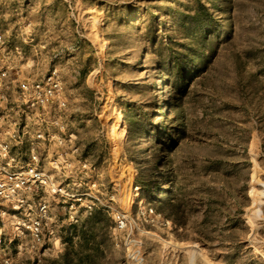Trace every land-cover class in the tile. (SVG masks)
Listing matches in <instances>:
<instances>
[{
    "label": "rangeland",
    "instance_id": "obj_1",
    "mask_svg": "<svg viewBox=\"0 0 264 264\" xmlns=\"http://www.w3.org/2000/svg\"><path fill=\"white\" fill-rule=\"evenodd\" d=\"M192 1L0 0V28L26 53L19 68L59 70L88 165H73L72 210L40 195L55 221L44 246L17 238L7 217L0 264H264V203L254 205L264 202V0H203L214 51L170 92L157 62ZM117 112L123 142L112 136Z\"/></svg>",
    "mask_w": 264,
    "mask_h": 264
},
{
    "label": "built area",
    "instance_id": "obj_2",
    "mask_svg": "<svg viewBox=\"0 0 264 264\" xmlns=\"http://www.w3.org/2000/svg\"><path fill=\"white\" fill-rule=\"evenodd\" d=\"M25 59L23 47L0 28V241L9 217L16 237H30L35 249L54 236L55 226L51 204L40 195L72 210L73 165H88L77 159V135L69 125L59 70L26 75L18 66ZM115 222L120 229L129 224L119 213Z\"/></svg>",
    "mask_w": 264,
    "mask_h": 264
},
{
    "label": "trees",
    "instance_id": "obj_3",
    "mask_svg": "<svg viewBox=\"0 0 264 264\" xmlns=\"http://www.w3.org/2000/svg\"><path fill=\"white\" fill-rule=\"evenodd\" d=\"M188 6L189 5L187 3L184 4V7L187 8ZM192 6L194 7V13L192 14L190 12L191 7H189V11L187 13H183L182 15V20L185 22L183 23L182 21L181 26L178 22H174V27L170 28L167 34L169 46L171 47V55L163 56V59H158L159 61L157 62V66H160L161 77H164L163 82H165L168 88L171 81L174 82L179 91L181 86L186 84V81L193 77L192 74H189L188 72L189 65L191 67L194 66L196 62L207 59L206 56L214 51V37L212 34L215 33L214 26L217 22L214 20V16L203 0L192 1ZM150 17L152 18L154 24L158 23V14H150ZM191 21H193L197 27V31L193 34H191L190 30L184 26L186 25L190 27ZM175 29H177L181 35L185 36V38L189 40L188 44L173 42L174 35L176 36ZM179 46L181 47L179 48ZM165 63L168 65H165ZM197 70L198 69H195V71ZM178 90L176 93L179 92ZM169 91L171 92V87L169 88ZM176 93H174V96ZM157 103L158 101L156 102V105ZM176 104L178 105V103ZM183 113V108L178 106L176 109L177 118H175L179 120V122L181 118L183 119ZM129 132L131 133V130H129ZM135 184L145 190V193L148 194L149 198L156 196V191H150V189H147L146 185L139 180V177H137ZM159 203L163 204V199L160 200ZM160 213L164 218L168 217L166 211L162 210Z\"/></svg>",
    "mask_w": 264,
    "mask_h": 264
},
{
    "label": "bare ground",
    "instance_id": "obj_4",
    "mask_svg": "<svg viewBox=\"0 0 264 264\" xmlns=\"http://www.w3.org/2000/svg\"><path fill=\"white\" fill-rule=\"evenodd\" d=\"M104 51H105L104 49H101L100 53H104ZM113 119H114V125L112 126V136L115 135L118 142H123L127 137V127L124 126V118H123L122 113L117 112L113 116ZM253 191L254 190H251V192H253ZM263 203L264 202H262V201H254V205L256 206V208H260V205H262ZM259 213H260V211H259Z\"/></svg>",
    "mask_w": 264,
    "mask_h": 264
}]
</instances>
